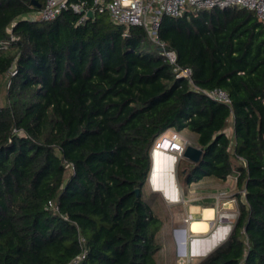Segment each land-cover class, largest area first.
Masks as SVG:
<instances>
[{"label": "trees", "instance_id": "obj_1", "mask_svg": "<svg viewBox=\"0 0 264 264\" xmlns=\"http://www.w3.org/2000/svg\"><path fill=\"white\" fill-rule=\"evenodd\" d=\"M36 1L0 0V85L9 77L0 264H158L166 221L146 186L155 142L170 129L196 133L203 149L199 162L181 159L186 188L236 174L231 233L198 264H264V24L255 11L190 10L159 27L195 85L225 90L230 106L178 77L143 26L125 35L93 0H69L95 10L81 23L71 8L24 18L46 3Z\"/></svg>", "mask_w": 264, "mask_h": 264}, {"label": "built area", "instance_id": "obj_2", "mask_svg": "<svg viewBox=\"0 0 264 264\" xmlns=\"http://www.w3.org/2000/svg\"><path fill=\"white\" fill-rule=\"evenodd\" d=\"M96 9L100 13H107L110 18L117 24L125 26V35L129 33L131 26H143L150 38L160 47L161 51L168 61L174 65L177 76L180 78H187L192 85L204 92L210 98L232 105L230 95L223 89H201L195 85L192 78V69L190 67H182L178 64L177 54L166 48L165 43L160 39L158 31L164 15L179 17L183 16L190 10L195 12L203 9L213 8H227L231 6H238L241 8H248L255 11L259 20L264 24V0H93ZM73 9L75 12L81 14L80 23L84 22L90 17L89 9L86 3L69 2V0H46L44 7L40 10L32 11L24 16L29 20H44L49 21L57 17L63 10ZM2 47L7 49L8 45L2 42ZM14 73V72H12ZM170 131V132H168ZM161 135L155 142L152 150L154 157L155 151L161 150L163 152L178 155L182 158L190 140L187 139L182 132L176 129H170ZM80 243L83 247V255H86V239L80 234ZM243 264V263H241Z\"/></svg>", "mask_w": 264, "mask_h": 264}, {"label": "rangeland", "instance_id": "obj_3", "mask_svg": "<svg viewBox=\"0 0 264 264\" xmlns=\"http://www.w3.org/2000/svg\"><path fill=\"white\" fill-rule=\"evenodd\" d=\"M8 75L0 85V103L4 101L7 93ZM233 128L229 126L228 132L232 134ZM170 132V131H168ZM191 144L197 145L193 141ZM175 159L176 165V186L181 197L179 201L170 200L161 190L155 188L153 181L146 186V198L151 203L155 211L165 219L166 223L159 234L164 244V249L158 256V264H198L207 254L194 252V243L198 240L199 245L205 248L201 241L211 238L218 233L221 228L228 227L227 233L220 241L217 249L228 238L233 228V224L238 215L237 201L233 199L237 193L236 174L231 175L226 182L209 177L200 182L192 183L188 188L179 180V170L183 167L182 157L166 153ZM188 161H190L188 159ZM210 202L217 210L216 217L211 221L212 230L205 235H193L189 225L193 218H202V213L208 206L199 203ZM187 229V231L185 230ZM185 231V241L183 240ZM187 238V239H186ZM214 249V250H215Z\"/></svg>", "mask_w": 264, "mask_h": 264}, {"label": "bare ground", "instance_id": "obj_4", "mask_svg": "<svg viewBox=\"0 0 264 264\" xmlns=\"http://www.w3.org/2000/svg\"><path fill=\"white\" fill-rule=\"evenodd\" d=\"M162 151L157 150L155 151L154 158H155V170H154V177H153V184L155 188L161 190L170 200L172 201H179L181 194L177 186H174L170 188V186H161L158 183L157 175L161 173L164 169L167 170V163L174 164L175 159L173 157L168 156L169 158L165 163H163L161 160ZM172 172V168L170 169ZM167 172V171H165ZM169 172V171H168ZM176 183V180H175ZM217 210L215 207H207L205 208L203 212L202 218H193L191 220L189 229L193 235H205L206 233H209L212 230V224L211 221L215 219ZM228 227L221 228L218 233L213 235L211 238L204 239V241H201L205 244V248H202L198 240L194 243V252L198 254H207L210 253L212 250H214L220 243V241L224 238L225 233H227ZM183 240L185 241V231H183ZM187 239V238H186Z\"/></svg>", "mask_w": 264, "mask_h": 264}, {"label": "water", "instance_id": "obj_5", "mask_svg": "<svg viewBox=\"0 0 264 264\" xmlns=\"http://www.w3.org/2000/svg\"><path fill=\"white\" fill-rule=\"evenodd\" d=\"M32 3L37 5L38 7H41V4L36 1V0H32ZM89 15L93 16L94 13L93 11H89ZM160 50L162 51L163 48H160ZM166 152L162 151V155H161V160L163 163H165L167 161V159L169 158V155H165ZM203 154V149L201 147H199L198 145H194V144H189L185 150L184 156L189 159L192 162H199L201 157ZM172 168V172L171 169ZM154 170H155V158L153 157V167H152V171H151V176H150V181L152 182L153 177H154ZM167 171V172H165ZM169 171V172H168ZM177 178L176 175V165L171 164L170 162L167 163V170L164 169L163 171H161V173H159V175H157V180L158 183L165 187V186H170V188L176 186L175 180ZM138 194H139V190H137ZM187 231V229H185ZM214 250H212L210 253H207V255L211 254Z\"/></svg>", "mask_w": 264, "mask_h": 264}, {"label": "crops", "instance_id": "obj_6", "mask_svg": "<svg viewBox=\"0 0 264 264\" xmlns=\"http://www.w3.org/2000/svg\"><path fill=\"white\" fill-rule=\"evenodd\" d=\"M182 134H183L187 139H189L190 141H193L194 143H196V140H197V134H196V133H194V132H192V131L186 129V130H183V131H182ZM209 177H210V176H209ZM209 177H205V178H203L202 180H204V179H206V178H209ZM212 178H214V177H212ZM202 180H200V181H202ZM200 181H198V182H200ZM194 183H196V182H194ZM202 216H203V213H202Z\"/></svg>", "mask_w": 264, "mask_h": 264}]
</instances>
